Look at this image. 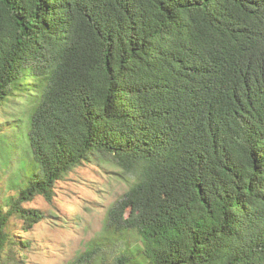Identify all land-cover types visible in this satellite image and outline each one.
<instances>
[{
	"label": "trees",
	"instance_id": "obj_1",
	"mask_svg": "<svg viewBox=\"0 0 264 264\" xmlns=\"http://www.w3.org/2000/svg\"><path fill=\"white\" fill-rule=\"evenodd\" d=\"M1 117L0 264L94 156L133 180L76 264H264V0H0Z\"/></svg>",
	"mask_w": 264,
	"mask_h": 264
},
{
	"label": "rangeland",
	"instance_id": "obj_2",
	"mask_svg": "<svg viewBox=\"0 0 264 264\" xmlns=\"http://www.w3.org/2000/svg\"><path fill=\"white\" fill-rule=\"evenodd\" d=\"M2 153L8 154L5 147ZM26 158L20 148L13 150L8 162L0 157V207L4 211L10 206L9 199L18 198L19 189L14 185L20 184ZM132 180L133 174L122 170L114 157L94 156L83 162L55 184L51 201L37 195L22 204L39 211L43 218L29 231L22 221L12 219V235L30 243L27 248H17V255L26 257L25 264H76L88 243L102 234L110 209L128 192Z\"/></svg>",
	"mask_w": 264,
	"mask_h": 264
}]
</instances>
